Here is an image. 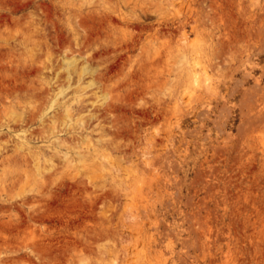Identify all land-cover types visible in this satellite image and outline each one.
<instances>
[{"label":"rangeland","instance_id":"obj_1","mask_svg":"<svg viewBox=\"0 0 264 264\" xmlns=\"http://www.w3.org/2000/svg\"><path fill=\"white\" fill-rule=\"evenodd\" d=\"M215 3L0 0V264H264V0Z\"/></svg>","mask_w":264,"mask_h":264},{"label":"bare ground","instance_id":"obj_2","mask_svg":"<svg viewBox=\"0 0 264 264\" xmlns=\"http://www.w3.org/2000/svg\"><path fill=\"white\" fill-rule=\"evenodd\" d=\"M209 1H210V0H209ZM226 1H228V0H226ZM241 1H242V0H241ZM206 2H207V1H206ZM250 2H251V0H250ZM159 3H160V2H159ZM196 3H197V2H196ZM214 3H215V0H214ZM205 4L207 5V3H205ZM215 4H216V3H215ZM260 4H261V3H260ZM219 5H220V4H219ZM231 5H232V4H231ZM242 5H243V4H242ZM215 6H217V5H215ZM228 6H229V5H228ZM256 6H257V5H256ZM162 7H163V6H162ZM162 7H161V8H162ZM211 7H212V6H211ZM217 7H218V6H217ZM219 7H221V6H219ZM260 7H261V5H260ZM161 8H160V9H161ZM175 8H176V7H175ZM239 8H240V7H239ZM242 8H243V7L241 6V10H242ZM207 9H208V7H207ZM214 9H215V8H214ZM220 9H221V8H220ZM228 9H229V8H228ZM161 10H162V9H161ZM164 10H165V9H164ZM208 10H209V9H208ZM215 10H216V9H215ZM215 10H214V11L212 10V11L215 12ZM217 10H218V9H217ZM222 10H223V9H222ZM260 10H261V8H260ZM175 11H176V10H175ZM190 11H191V10H190ZM176 12H177V11H176ZM208 12L210 13V11H208ZM215 13H216V12H215ZM217 13H218V12H217ZM241 13H242V12H241ZM192 14H193V13H192ZM218 14H219V13H218ZM243 14H244V13H243ZM184 15H185V14H184ZM207 15H208V13H207ZM207 15H205V16H207ZM211 15H212V14H211ZM211 15H209V16L211 17ZM213 15H214V13H213ZM220 15H221V14L218 15V19H219V17L222 18ZM229 15H231V10H230V14H229ZM259 15L262 17L264 14H259ZM216 16H217V15H216ZM216 16H215V17H216ZM232 16H233V15H232ZM206 18H207V17H206ZM211 18H212V17H211ZM223 18H224V14H223ZM255 18H258V19H259L260 17H255ZM255 18H254V20H255ZM218 19H217V20H218ZM236 19H237V18H236ZM258 19H257V21H258ZM177 20H178V19H177ZM204 20H205V19H204ZM206 20H207V19H206ZM211 20H212V19H211ZM215 20H216V19H215ZM215 20H214V21H215ZM219 20L221 21L222 19H219ZM224 20H225V19H223V21H224ZM251 20H252V19H251ZM254 20H252L253 23L256 22V21H254ZM260 20H261V19H260ZM260 20H259V22H260ZM180 22H181V21H180ZM190 22H191V21H190ZM209 22H210V21H209ZM225 22H226V20H225L223 23H225ZM243 22H244V21H243ZM245 22H246V21H245ZM245 22H244V23H245ZM191 23H192V22H191ZM213 23H214V22H213ZM238 23H239V22H238ZM241 23H242V22H241ZM173 24H174V23H173ZM179 24H180V23H179ZM188 24H189V22H188ZM210 24H211V23H210ZM225 24H226V23H225ZM225 24H224V25H225ZM257 24H259V23L257 22ZM262 24H264V23H262V21H261V24H260V25H262ZM203 25H204V23H203ZM213 25H214V24H213ZM244 25H245V24H244ZM252 25H253V24H251V28H250V29H252ZM260 25H259V27H260ZM160 26H161V25H160ZM175 26H176L175 29H177V25H175ZM175 26H174V27H175ZM239 26H240V25H239ZM239 26H238V27L235 26V29L239 28ZM263 26H264V25H263ZM263 26H261L262 29H263ZM140 27H141V26H140ZM174 27H173V29H174ZM204 27H205V26H204ZM212 27H213V26H212ZM212 27H211V28H212ZM244 27H245V26H244ZM244 27H243V28H244ZM249 27H250V25H249ZM261 27H260V28H261ZM156 28H159V26L156 27ZM161 28H162V27H161ZM161 28H159L158 30H159V32L162 34V32L160 31ZM180 28H181V26H180ZM206 28H207V27H206ZM209 28H210V27H209ZM243 28H242V29H243ZM134 29H136V28H134ZM143 29H144V28H143ZM168 29H169V28H168ZM178 29H179V28H178ZM222 29H223V30H222L223 32L226 31V30H225L226 27H225V28H222ZM227 29H228V28H227ZM233 29H234V28H233ZM235 29H234V30H235ZM129 30H130V29H129ZM165 30H167V29L165 28ZM229 30H231V29H229ZM259 30H260V29H259ZM259 30H258V31H259ZM171 31H172V30H171ZM171 31H169V32H171ZM175 31H176V30H175ZM247 31H248V29H247ZM249 31H250V30H249ZM263 31H264V30H260L259 32H263ZM156 32H157V31H156ZM164 32L166 33V31H164ZM164 32H163V33H164ZM223 32H222V33H223ZM227 32H228V31H227ZM232 32H233V31H232ZM239 32H240V31H239ZM251 32H252V31H251ZM254 32L256 33V31H253V32L250 33V34H251V35H252V34L254 35ZM259 32H258V33H259ZM157 33H158V32H157ZM165 33H164V34H165ZM176 34H177V33H176ZM225 34H226V33H225ZM248 34H249V33H248ZM261 34H262V33H260V35H261ZM170 35H172V34H170ZM170 35H169L168 37H170ZM178 35H179V34H178ZM212 35H214V34H212ZM227 35H228V34H227ZM238 35H239V34H238ZM240 35H241V34H240ZM253 35H252V36H253ZM215 36H216V35H215ZM249 36H250V35H249ZM252 36H251V38H252V40H253L254 37H252ZM256 36H257V35H256ZM261 36L263 37V35H261ZM166 37H167V35H166ZM174 37H175V33H174ZM218 37H220V36H218ZM221 37H222V35H221ZM229 37H231V35H229ZM232 37H233V36H232ZM262 37H260V40L258 41V44H259L260 41H261L260 43L263 44V43H262V40H263ZM212 38H213V37H212ZM261 38H262V40H261ZM178 39H179V38H178ZM220 39H221V38H220ZM224 39H225V38H224ZM229 39H231V38H228V40H229ZM232 39H233V38H232ZM232 39H231V40H232ZM239 39H240V38H239ZM239 39H238V41L240 42V40H241L242 38H241L240 40H239ZM255 39H256V38H255ZM258 39H259V38H258ZM140 40H141V39H140ZM171 40H172V39H171ZM221 40H222V39H221ZM221 40L219 41L220 43H221ZM228 40H227V41H228ZM231 40H230V41H231ZM136 41H137V40H136ZM138 41H139V39H138ZM225 41H226V40H225ZM225 41H222V42H225ZM242 41H244V39H243ZM242 41H241V42H242ZM256 41H257V40H256ZM182 42H183V40H182ZM182 42H181V43H182ZM219 42H218V44H219ZM235 42H237V41H235ZM254 42H255V40H254ZM136 43H137V42H136ZM179 43H180V42H179ZM214 43H215V42H214ZM228 43H229V41H228ZM228 43L225 42V44H228ZM243 43L246 44V42H243ZM232 44H233V43H232ZM232 44H231V45H232ZM167 45L169 46V44H167ZM183 45H184V44H183ZM219 45H220V46H219ZM219 45H218L219 47H222V46H223V45H221V44H219ZM259 45H260V44H259ZM259 45L257 46L256 50L259 49V48H258ZM168 46H167V47H168ZM179 46H180V45H179ZM224 46H227V45H224ZM237 46H239V43H238ZM252 46H253V44H252ZM189 47H190V46H189ZM229 48H231V47H229ZM238 48H240V47H238ZM182 49H183V48H182ZM213 49L216 50L217 48L215 47V48H213ZM213 49H212V51H213ZM165 50H167V49H165ZM183 50H184V49H183ZM189 50H190V48H189ZM230 50H231V49H230ZM235 50H236V49H235ZM235 50H234V52H233L234 55L236 54V53H235V52H236ZM256 50H255V51H256ZM260 50H261V47H260ZM190 51H191V50H190ZM221 51H222V50H221ZM221 51H219V52H221ZM232 51H233V49H232ZM232 51H231V52H232ZM238 51H239V49H238ZM247 51H248V50H247ZM168 52H169V50H168ZM168 52H167V53H168ZM210 52H211V49H210ZM214 52H215V51H214ZM231 52H230V54L233 55V53H231ZM239 52H240V51H239ZM256 52H257V51H256ZM259 52H260V51H259ZM167 53H166V54H167ZM178 53H179V51H178ZM215 53H216V52H215ZM217 53H218V52H217ZM223 53H224V52H223ZM240 53H241V52H240ZM240 53H239V54H240ZM162 54H163V53H162ZM180 54H181V53H180ZM180 54H178V55H180ZM210 54L212 55V52H211ZM218 54H219V53H218ZM178 55H176V56L178 57ZM214 55H215V54H214ZM214 55H213V56H214ZM247 55H248V54H247ZM215 56H216V55H215ZM221 56H222V55H221ZM221 56H220V57H221ZM225 56H226V55H225ZM227 56H228V55H227ZM238 56H240V55H238ZM164 57H165V56H164ZM177 57H176V59H177ZM223 57H224V56H223ZM231 57H232V56H231ZM249 57H250V55H249ZM209 58H210V57H209ZM213 58H214V57H212V59H213ZM232 58H233V57H232ZM247 58H248V57H247ZM173 59H174V57H173ZM176 59H174L173 62L176 61ZM182 59H183L182 62H184V59H186L185 55H182ZM217 59H218V61H219V56L217 57ZM223 59H224V58H223ZM226 59H227V58H226ZM229 59H230V62H231L232 59H231L230 57H229ZM229 59H228V60H229ZM243 59H244V58H243ZM158 60H160V59H158ZM207 60H208V59H207ZM207 60H206V61H207ZM213 60H214V59H213ZM220 60H221V62H222V59H220ZM224 60H225V59H224ZM224 60H223V62H224ZM228 60L225 61V62H226V63H227V62L229 63ZM241 60H242V59H241ZM186 62H187V61H186ZM215 62H216V61H215ZM241 62H242V61H241ZM169 63H170V61H169ZM177 63H178V62L176 61V64H177ZM209 63H210V62H209ZM231 63L233 64V62H231ZM155 64H156V63H155ZM207 64H208V63H207ZM215 64H217V62H216ZM220 64H221V63H220ZM223 64H224V63H223ZM223 64H221V65H223ZM232 64H231V65H232ZM244 64H246V62H245ZM228 65H229V64H228ZM237 65H238V64H237ZM246 65H247V64H246ZM180 66H181V65H180ZM196 66H197V65H196ZM224 66H226V64H224ZM224 66H223V67H224ZM235 66H236V65H235ZM169 67H170V66H169ZM169 67H167V68H169ZM173 67H174V64H173ZM213 67H214V66H213ZM217 67H218V66H217ZM233 67H234V66H233ZM179 68H180V67H179ZM188 68H189V67H187V69H188ZM226 68H229V69H230V67H228V66H226ZM231 68H232V67H231ZM174 69H177V68L174 67ZM224 69H225V67H224ZM224 69H223V70H224ZM214 70H215V69H214ZM216 70H217V69H216ZM216 70H215V72H217ZM230 70H231V69H230ZM236 70H237V69H236ZM239 70H241V69H239ZM244 70H245V69H244ZM176 71H177V70H175L174 72H176ZM232 71H233V70H232ZM168 72H169V70H168ZM171 72H172V71H171ZM215 72H214V73H215ZM218 72H220V71H218ZM227 72H228V71H227ZM230 72H231V71H230ZM263 72H264V71H263ZM263 72H262V73H263ZM80 73H81V71H80ZM172 73H173V72H172ZM195 73H196V72H195ZM223 73H224V71H223ZM232 73H233V72H232ZM244 73H245V72H244ZM246 73H247V72H246ZM262 73H261V74H262ZM170 74H171V73H170ZM217 74H218V73H217ZM229 74H231V73H229ZM241 74H242V72H241ZM167 75H168V74H167ZM201 75H202V73H201ZM225 75H226V73H225ZM242 75H243V74H242ZM245 75H246V74H245ZM263 75H264V73H263ZM263 75H260L259 78H261V76H263ZM92 76H93V75H92ZM227 76H229V75H227ZM98 77H99V76H97V78H98ZM100 77H101V76H100ZM173 77L175 78L174 73H173ZM203 77H204V76H203ZM221 77H223V76H221ZM238 77H239V76H238ZM246 77H247V76H246ZM249 77H250V76H249ZM170 78H171V77H170ZM178 78H179V77H178ZM232 78H233V77H232ZM171 79H172V78H171ZM171 79H170V80H171ZM248 79H249V78H248ZM90 80H91V79H90ZM93 80H94V79H93ZM102 80H103V79H102ZM170 80H167L166 83H167L168 81H170ZM173 80H174V79H173ZM223 80H224V79H223ZM256 80H257V79H256ZM176 81H177V80H176ZM193 81L196 82V78H193ZM197 81H198V79H197ZM206 81H207V80H206ZM208 81H209V79H208ZM254 81H255V80H254ZM102 82H103V81H102ZM164 82H165V81H164ZM224 82H225V81H224ZM232 82H233V81H232ZM235 82H236V81H235ZM235 82H234L233 84H235ZM174 83H175V82H174ZM191 83H192V82H191ZM221 83H222V82H221ZM244 83H245V82H244ZM170 84H171V83H170ZM170 84H169V85H170ZM192 84H194V83H192ZM196 84H197V82H196ZM217 84H218V83H217ZM233 84H232L231 88H232V87L234 88V86L236 85V84H235V85L233 86ZM88 85H89V84H88ZM161 85H162V84H161ZM164 85H165V84H164ZM164 85H162V86H164ZM169 85L167 84L168 87H169ZM171 85L173 86V85H175V84H171ZM201 85H202V84H201ZM229 85H230V84H229ZM237 85H240V84H237ZM89 86H91V85H89ZM167 86L165 85V87H167ZM193 86H194V85H193ZM206 86H207V85H206ZM165 87H164V89H165ZM168 87H167V88H168ZM197 87H198V86H197ZM243 87H245V86H243ZM253 87H255V86H253ZM158 88H160V87H158ZM200 88H201V90H202V87H200ZM206 88H208V87H206ZM206 88H205V89H206ZM231 88H230V89H231ZM233 88H232V90H230V92L233 91L234 89H236V87H235L234 89H233ZM251 88H252V87H251ZM256 88H257V87H256ZM262 88H263V87H261V89H262ZM164 89H162V92H163ZM244 89H245V88H244ZM258 89H259V88H258ZM80 90H81V89H80ZM158 90H159V89H158ZM158 90H157V91H158ZM167 90H168V89H167ZM259 90H260V89H259ZM82 91H83V90H82ZM164 91H166V90H164ZM247 91H248V90H247ZM159 92H161V91H159ZM203 92H204V91H203ZM230 92H229V93H230ZM245 92H246V91H245ZM251 92L254 93V90L251 91ZM251 92H250V93H251ZM259 92H260V91H259ZM259 92H258L257 94H255V93H256V91H255L254 95H258V96H259L260 94H262V92H261L260 94H259ZM78 93H80V92H78ZM157 93H158V92H157ZM165 93H166V92H165ZM183 93H184V92H183ZM218 93H219V92H218ZM229 93H228V94H229ZM231 93H232V92H231ZM231 93H230V94H231ZM158 94H159V93H158ZM203 94H204V93H203ZM210 94H211V93H209L208 95H210ZM243 94H244V93H243ZM248 94H249V93H248ZM218 95H219V94H218ZM263 95H264V92H263ZM77 96H78V95H77ZM161 96H162V95H161ZM196 96H197V95H196ZM199 96H200V95H199ZM202 96H204V95H202ZM229 96H230V95H229ZM242 96H243L242 98H244V97H245V94L242 95ZM248 96H249V95H248ZM162 97H163V96H162ZM205 97H207V96H205ZM246 97H247V96H246ZM196 98H199V97H196ZM208 98H209V97H208ZM248 98H249V97H248ZM248 98H246V99H248ZM262 98H263V97H261V100H262ZM221 99H222V98H221ZM246 99H245V101H246ZM197 100H198V99H197ZM201 100H202V99H201ZM252 100H253V99H252ZM263 100H264V99H263ZM263 100H262V101H263ZM222 101H223V100H222ZM189 102H190V101H189ZM248 102H249V101H248ZM253 102H254V101H253ZM223 103H224V102H223ZM223 103H222V105H223ZM245 103H246V102H243V103H242V104H244V105H243V106H244L243 108H246V107H245V106H246ZM228 104H231V102H229ZM242 104H241V105H242ZM246 104H247V103H246ZM259 104H262V103H259ZM208 105H210V104H208ZM215 105H216V103H215ZM241 105H240V107H241ZM255 105H256V104H255ZM262 105H263V104H262ZM175 106H177V108H178V105H175ZM258 106H260V105L257 104V106H255V107H258ZM155 107H156V106H155ZM202 107H203V106H202ZM202 107H201V109H202ZM223 107H224V106H223ZM261 107H264V106H260V108H261ZM219 108H220V107H219ZM190 109H191V108H190ZM216 109H217V108H216ZM221 109H222V107H221ZM225 109H226V108H225ZM262 109H263V114H262V115L264 116V108H261V110H262ZM259 110H260V109H258L257 112H258ZM177 111H178V110H177ZM223 111H224V109L222 110V112H223ZM255 111H256V110H255ZM202 112H203V111H202ZM202 112H201V110H200V112H198V113H199V114H200V113L203 114ZM204 112H205V110H204ZM219 112H220V111H218V113H219ZM226 112H227V109H226ZM226 112H225V113H226ZM251 112H252V111H251ZM186 113H187V112H186ZM218 113H217V114H218ZM260 113H261V112H260ZM158 114H159V113H158ZM175 115H176V114H175ZM205 115H206V114H205ZM205 115H204V116H205ZM225 115H226V117L228 116L227 113H226ZM225 115L222 116L224 119H225ZM242 115H244V114L242 113ZM245 115H246V114H245ZM255 115H256V114H255ZM199 116H200V115H199ZM238 116H239V115H238ZM253 116H254V113H253ZM256 116H257V115H256ZM256 116H255V117H256ZM196 117H198V115H197ZM219 117H220V116H218L217 119H218ZM202 118H203V117H202ZM202 118H201V119H202ZM205 118H206V117H205ZM249 118H250V116L248 117V119H249ZM199 119H200V118H199ZM224 119H223V120H224ZM248 119H246V120H248ZM157 120H158V119H157ZM210 120H211V119H210ZM210 120H209V121H210ZM218 120H219V119H218ZM249 120H250V119H249ZM249 120H248V121H245V123H246V122L248 123V122L252 121V120H253L252 117H251V120H250V121H249ZM255 120H256V119H255ZM214 121H215V122H214L215 124H216V122L219 124V122L216 121V118L214 119ZM263 121H264V120H263ZM240 122H241V121H240ZM253 122H254V120H253ZM260 122H261V120H260ZM212 123H213V122H212ZM221 123H222V122H221ZM254 123H255V122H254ZM254 123H253V124H254ZM199 124H200V123H199ZM215 124H214V125H215ZM251 124H252V122H251ZM251 124H250V125H251ZM253 124H252V125H253ZM258 124H260V123H258ZM212 125H213V124H212ZM212 125H211V126H212ZM219 125H220V124H219ZM219 125H218V126H219ZM221 125H222V127H223L224 123L221 124ZM221 125H220V126H221ZM250 125H249V127H250ZM261 125H263L262 122H261ZM200 126H201V125H199V128H200ZM216 126H217V125H215V126H213V127H216ZM241 126H242V124H241ZM245 126H246V125H245ZM254 126H255V125H253L252 127H254ZM263 126H264V125H263ZM174 127H175V126H174ZM174 127H173V128H174ZM201 127H204V126H201ZM216 128H217V127H216ZM216 128H215V129H216ZM246 128H247V127H246ZM246 128H245V129H246ZM255 128H256V126H255ZM260 128H261V127H260ZM174 129H175V128H174ZM247 129H248V128H247ZM217 130H219V129H217ZM251 130H252V128L250 129V132H252V131L254 130V128H253L252 131H251ZM244 131H245V130H244ZM254 131H255V130H254ZM254 131H253V132H254ZM256 131H257V130H256ZM196 132H198V131H196ZM206 132H207V131H206ZM206 132H205V133L203 132V133L206 134ZM218 132H219V131H218ZM247 132H249V131H247ZM182 134H184V133L182 132ZM251 135H252V134H251ZM203 137H204V135H203ZM205 137H206V136H205ZM250 137H251V136H250ZM169 139H170V138H169ZM169 139H168L167 141H169ZM221 139H222V138H221ZM248 139H249V138H248ZM223 140H224V139H223ZM159 141H160V140H159ZM157 142H158V141H157ZM208 142H209V141H208ZM216 142H217V141H216ZM197 143H198V142H197ZM214 145H215V144H214ZM22 146H23V145H22ZM215 146H216V145H215ZM15 147H16V146H15ZM18 147H19L20 149H22L21 146H18ZM18 147H16V148H18ZM211 147H212V146H211ZM216 147H217V146H216ZM2 148H3V147H2ZM16 148H14V149L16 150ZM24 148H25V147H24ZM24 148H23V150H24ZM217 148H218V147H217ZM0 149H1V148H0ZM14 149H13V150H14ZM20 149H19V150H20ZM25 149H26V148H25ZM214 149H215V147H214ZM17 150H18V149H17ZM23 150H22V153H23ZM20 151H21V150H20ZM166 151H167V150H166ZM214 151H215V150H214ZM13 152H14V151H13ZM24 152H25V151H24ZM28 153H29V152H28ZM6 154H7V153H6ZM23 154H24V153H23ZM25 154H26V153H25ZM169 154H170V153H169ZM211 154H212V153H211ZM8 155H9V153H8ZM27 155H28V154H27ZM1 156H2V155H1ZM35 156H36V155H35ZM147 156H148V155H147ZM212 156H213V155H212ZM26 157H27V156L25 155V160L28 161V160L26 159ZM217 157H218V156H217ZM236 157H237V155H236ZM22 158H24V157H22ZM38 158H39V157H38ZM138 158H139V157H138ZM166 158H167V157H166ZM218 158H219V157H218ZM218 158H217V159H218ZM2 159H3V158H2ZM28 159H29V158H28ZM35 159H36V158H35ZM6 160H7V159H6ZM221 160H222V159H221ZM26 161H25V163H26ZM38 161H39V159L37 160V162H38ZM231 161H232V160H231ZM35 162H36V160H35ZM3 163H4V162H3ZM28 163H29V162H28ZM141 164H142V163H141ZM174 164H175V163H174ZM0 165H1V164H0ZM25 165H27V163H26ZM35 165H36L35 168H37V164H35ZM41 165H42V163H41ZM41 165H40V167H42ZM163 165H164V164H163ZM161 166H162V165H161ZM162 168H163V166H162ZM217 168H218V167H217ZM39 169H40V168H39ZM210 169H211V168H210ZM91 170H92V169H91ZM169 170H170V169H169ZM206 170H207V169H206ZM40 171H42V170H40ZM37 172H38V171H37ZM95 172H96V171H95ZM98 172H99V171H98ZM25 173H26V172H25ZM159 173H160V172H159ZM219 173H220V172H219ZM97 174H98V173H97ZM201 174H203V173H201ZM201 174H200V176H201ZM41 175H42V174H41ZM95 175H96V174H95ZM159 175H160V174H159ZM204 175H205V174H204ZM37 176L39 177V175H37ZM86 176H87V175H86ZM206 176H207V175H206ZM206 176H205V177H206ZM209 176H211V175H209ZM209 176H207V177H209ZM38 177H37V178H38ZM99 177H100V176H99ZM203 177H204V176L202 175V178H203ZM207 177H206V178H207ZM225 177H226V175H225ZM93 179H95V177H94ZM171 179H173V178H171ZM218 179H219V178H218ZM9 180H10V179H9ZM39 180H40V179H39ZM86 181H87V180H86ZM114 181H115V180H114ZM127 181H128V180H127ZM129 181H130V180H129ZM169 181H170V180H169ZM221 181H222V180H221ZM7 182H8V181H7ZM37 184L39 185V182H38V181H37ZM12 185H13V184H12ZM86 185H87V184H86ZM0 186H1V185H0ZM201 186H202V185H201ZM119 187H120V186H119ZM219 188H220V187H219ZM7 189H8V188H7ZM108 189H109V188H108ZM119 189H120V188H119ZM220 189H221V188H220ZM36 190H37V189H36ZM96 190H98V189H96ZM224 190H225V189H224ZM2 191H3V189H2ZM164 191H165V190H164ZM224 192H225V191H224ZM8 194H9V193H8ZM8 194H7V195H8ZM210 195H211V194H210ZM8 200H9V199H8ZM27 200H28V199H27ZM25 201H26V200H25ZM25 201H24V202H25ZM116 201H117V198H116ZM118 201H119V200H118ZM118 201H117V202H118ZM8 202H9V201H8ZM24 202H22V203H24ZM93 202H94V201H93ZM19 203H21V202H19ZM33 203H34V202H33ZM14 205H15V204H14ZM31 205H33V204H30L29 207H30ZM4 206H5V205H4ZM169 206H170V205H169ZM14 207H15V206H14ZM101 207H103V206H101ZM0 208H3V206H1ZM8 208H9V207H8ZM4 210H5V209H4ZM17 210H18V209H17ZM197 210H198V209H197ZM0 211H1V210H0ZM6 211H7V210H6ZM30 212H32V211H30ZM39 212H40V211H39ZM39 212L36 213V214H39ZM126 212H127V211H126ZM20 213L23 215L22 212H20ZM34 215H35V214H34ZM93 215H94V214H93ZM0 216H1V215H0ZM23 216H24V215H23ZM36 216H37V215H36ZM1 217L3 218V215H2ZM20 217H21V216H20ZM21 218H22V217H21ZM38 218H39V217H38ZM40 218H41V216H40ZM24 219H25V217H24ZM29 219H31V218H29ZM1 220H3V219H0V221H1ZM31 220H32V219H31ZM4 221H5V220H4ZM23 221H25V220H23ZM2 222H3V221H2ZM155 222H157V221H155ZM155 222H154V223H155ZM21 223H22V222H21ZM1 224H2V223H1ZM155 224H157V223H155ZM3 225H4V223H3ZM165 225H166V224H165ZM12 226H13V225H12ZM12 226H11V227H12ZM163 226H164V225H163ZM8 227H9V226H8ZM22 227H23V226H22ZM24 227H25V226H24ZM17 229H18V228H17ZM19 229H20V228H19ZM28 230H29V229H28ZM35 233H36V232H35ZM166 234H167V233H166ZM172 234H173V232H172ZM169 236H170V235H169ZM172 238H173V236H172ZM86 239H87V238H86ZM17 240H18V239H17ZM170 240H172V239H170ZM90 242H91V241H90ZM183 243H184V242H183ZM157 245H158V243H157ZM182 245H183V244H182ZM41 246H42V245H41ZM20 247H21V246H20ZM8 248H9V247H8ZM10 249H11V247H10ZM12 249H13V248H12ZM20 249H21V248H20ZM20 249H19V250H20ZM22 249H23V248H22ZM161 249H163V248H161ZM17 250H18V249H17ZM162 251H163V250H162ZM11 252H12V251H11ZM28 252H29V251H28ZM158 252H159V251H158ZM106 253H107V252H106ZM124 254H125V253H124ZM166 254H167V253H166ZM164 255H165V254H164ZM123 258H124V257H123ZM163 258H164V257H163ZM163 258H162V259H163ZM178 260H179V259H178ZM115 261H116V260H114V262H115ZM81 262H83V261L81 260ZM119 262H120V261H119ZM178 262H179V261H178ZM189 262H190V260H189ZM112 263H113V262H112ZM120 263H121V262H120ZM84 264H85V263H84ZM114 264H115V263H114ZM116 264H117V262H116ZM118 264H119V263H118Z\"/></svg>","mask_w":264,"mask_h":264}]
</instances>
